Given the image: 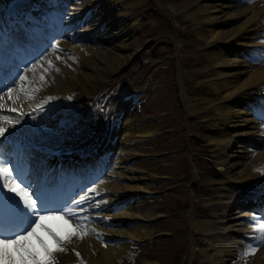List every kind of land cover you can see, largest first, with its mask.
I'll return each instance as SVG.
<instances>
[{
    "label": "bare ground",
    "instance_id": "6f19581e",
    "mask_svg": "<svg viewBox=\"0 0 264 264\" xmlns=\"http://www.w3.org/2000/svg\"><path fill=\"white\" fill-rule=\"evenodd\" d=\"M63 1L70 8L62 42L66 51L63 54H47L41 60L44 63L28 72L32 87L41 90L31 103L21 102L26 111L36 103L44 102L46 95L77 91L92 94L101 82L108 81L110 75L139 51L135 35L137 21L134 20L131 25L127 21L131 12L130 1L117 4L105 3V0ZM236 1L247 5L238 6ZM170 8L175 10V6ZM177 8L181 13L186 10V18L194 25L207 27L198 33V38L206 41L203 47L217 42L205 54L209 71L205 74L206 79L202 80L210 85L211 95L221 94L218 100H207L208 108H215L208 124L212 130L208 141L216 152L218 172L229 178V184L219 197H227V204L230 205L223 208L225 214L214 225H207L206 220H195L191 226L206 236L214 232L227 240L223 247L216 246L222 239L211 242L213 252L209 254L215 264H226L234 251L246 249V239L259 235L248 223L257 217L247 212L245 206L234 204V188L239 189L260 179L255 172L264 164V148L254 154L248 148L254 143L256 147H264V124L258 113L264 107V58H260L264 57V0H188ZM95 9L96 12L89 14V23L81 30V16ZM78 15L79 20L76 19ZM105 22L107 25L100 30ZM71 40H75L74 44ZM98 44L101 46L97 47ZM176 46L181 48L180 44ZM47 61L54 69L50 70ZM253 96L258 97H255L257 105L249 102ZM188 108L190 115L199 112L192 106ZM131 113L132 110L125 114L115 130L118 144L116 158L112 155L114 162L104 177L91 186L97 189L99 195L84 193L93 197V206L85 214L91 220L88 227L95 231L82 239L73 237L71 242L78 244L81 259L89 263L118 264L125 261L131 246L127 239L144 240L149 237L145 230L152 219L145 193L150 191L148 182L151 175L146 171L148 161L145 157L148 152L143 146L146 145L145 139L154 132L150 126L143 128L138 125ZM229 148L237 149L240 159L235 154H229L232 151L228 152ZM97 167L105 168L106 165L102 163ZM53 226L64 234L66 226L63 227L61 222H54ZM56 255L60 262L77 260L67 251ZM245 263L264 264V247L249 255Z\"/></svg>",
    "mask_w": 264,
    "mask_h": 264
},
{
    "label": "snow or ice",
    "instance_id": "6c2138e0",
    "mask_svg": "<svg viewBox=\"0 0 264 264\" xmlns=\"http://www.w3.org/2000/svg\"><path fill=\"white\" fill-rule=\"evenodd\" d=\"M85 26L81 25V30ZM56 39L53 36L42 53L25 56L0 36V264H56L55 254L68 251L73 237L82 239L95 231L88 227L91 220L85 214L93 206V197L84 193L99 195L97 189L84 186L82 194L68 196L62 170L48 175L33 157L51 149L49 140L56 138L58 142L57 132L62 134L73 127L75 118H67L62 127H46L45 122L59 107L48 106L54 99L51 96L29 112L23 111L21 104L7 108L9 114H5V96L13 105L21 99L35 100L41 89L32 87L28 72L44 63L41 57L49 50L63 51L55 44ZM37 115L39 122L33 123ZM261 121L264 124V115ZM253 215L257 218L248 223L259 235L246 247L245 258L264 245V214ZM54 222H63L64 234L53 226Z\"/></svg>",
    "mask_w": 264,
    "mask_h": 264
},
{
    "label": "rangeland",
    "instance_id": "374dc122",
    "mask_svg": "<svg viewBox=\"0 0 264 264\" xmlns=\"http://www.w3.org/2000/svg\"><path fill=\"white\" fill-rule=\"evenodd\" d=\"M124 2L130 1L131 4V12L127 15L128 24L136 20L135 23L137 32L136 37L139 39V47L140 50H144V55H151L149 47L153 44H150V41H174L173 30L175 28V22L180 24L181 19L188 17L187 11H183L178 9L180 5L188 0H176V1H166V0H122ZM167 2L166 9L168 11V15L171 18V23L162 21L159 18V15L155 14L157 11H161L165 14V12L159 6V2ZM191 1V0H190ZM170 6H175V10L169 8ZM238 7V6H237ZM156 10V11H155ZM167 13V12H166ZM176 13V14H173ZM173 21V22H172ZM189 30L190 36L188 39H183L181 42L182 49H180L179 53L183 56V65L185 66L186 59H197L202 60L203 55L199 54L198 45L196 42L203 43V40L198 38V33L200 31L206 29L207 27L193 26ZM205 36V34L203 35ZM201 40V41H199ZM176 48V47H175ZM174 48V49H175ZM173 47L169 48H158L156 49L157 54L160 55V58L170 57L173 53ZM141 51V52H142ZM133 59H136V56L133 55ZM132 59V60H133ZM149 63H151V72L154 73L155 69L161 70L162 66H160V62L153 59ZM210 64V63H209ZM148 65L144 67L147 68ZM208 63H206V68L203 65H193L191 62L189 66H185V71L182 72V75L185 77L183 80V86L189 85L190 87H194L197 85H202V87L206 90L207 93H210L211 87L207 84H202L201 81L204 79V74L208 72ZM174 75L176 76V70L172 68ZM151 75V73H150ZM174 75L170 70H162L155 78V82L152 84L150 89V94L148 99L145 100L143 108L141 111H137L135 114V118L137 119L138 125L143 128H150L153 132L164 131L166 129H171L169 134H166L164 137L156 139L155 141L148 144V147H145V150L152 154H160L165 151H171L172 154L165 159L155 162L151 159H148V163L146 165V171H149V174L152 178H149L148 186L150 190H165L168 185L171 183H177L178 188L171 192L165 194L164 197H159L162 199L148 200L146 206L150 208V218L153 219L149 224L148 228H146V232L148 236L155 237L161 236L162 234H166L169 232H173L175 237L173 240H169L164 242L162 248L163 252L168 254L169 252H175L176 243H183L187 247V243H189V232L190 227L188 226L189 220V211L180 207L179 210H175L174 201L180 200L182 203L187 202L188 200L197 201L200 206H209V209L205 211L206 215L214 219V216L218 217L224 214V209L221 205L213 206L212 204L217 203L215 200L205 201L206 194L201 190H197V188L203 184L204 181L201 182V179L206 174L203 173L202 177L198 176L200 182L197 183L195 179H193L188 172H186L183 162L185 157L188 158L190 162L191 169L193 172L197 173L203 171L206 168V164L203 163V157H205L206 151H209V145L207 144V130L204 129L206 121H209L211 117L215 114V109L206 112L208 98L204 93H199L198 90H194L196 93L186 92V99H191V102H186V105H191L194 108L199 109L198 113L194 115H190L193 119L190 121V125H187L186 117L189 114V108L185 107L181 110H178V99L179 94L173 89ZM204 77V78H203ZM204 83V82H203ZM184 88V87H183ZM185 90V89H184ZM191 91V89H190ZM78 96L85 94L83 91L77 92ZM174 106L176 111H174ZM156 116H161L159 119L148 121V118H154ZM144 118L146 121H144ZM186 124L187 127L190 128L187 131H183V125ZM105 127L102 128V131ZM196 137L200 139L196 140ZM188 140L193 146L194 150H189L183 147L184 142ZM202 142V143H200ZM208 147V148H206ZM149 148V149H148ZM258 152H261V149H257ZM233 153L238 156L240 159V154H238L237 149H233L230 154ZM232 155V154H231ZM238 159V160H239ZM198 169V170H196ZM208 172L207 170H205ZM210 173V172H208ZM161 175V176H158ZM164 175H171L174 178L172 182H162V177ZM213 178H217L219 176L213 175ZM211 175L207 178L210 179ZM160 178V179H159ZM190 183V185H189ZM244 196L242 193H240ZM226 201V200H225ZM223 201V202H225ZM224 206V205H223ZM193 209V207L191 208ZM171 213H176L175 217H172L160 224H154V221L157 218H160L159 215L162 214L164 216H168ZM171 217V215H170ZM208 225H212L208 222ZM183 237V238H182ZM207 237V236H206ZM219 237L218 234L212 235L210 238ZM173 241V242H172ZM175 243V244H174ZM151 246L147 247L141 253L139 260L148 261L150 257ZM140 264V262H138Z\"/></svg>",
    "mask_w": 264,
    "mask_h": 264
}]
</instances>
